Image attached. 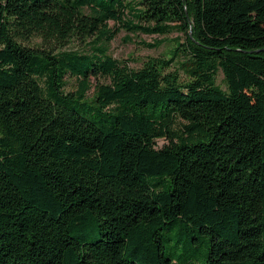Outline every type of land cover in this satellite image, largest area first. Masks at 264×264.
<instances>
[{
	"label": "trees",
	"instance_id": "1",
	"mask_svg": "<svg viewBox=\"0 0 264 264\" xmlns=\"http://www.w3.org/2000/svg\"><path fill=\"white\" fill-rule=\"evenodd\" d=\"M0 264H264V0H0Z\"/></svg>",
	"mask_w": 264,
	"mask_h": 264
},
{
	"label": "rangeland",
	"instance_id": "2",
	"mask_svg": "<svg viewBox=\"0 0 264 264\" xmlns=\"http://www.w3.org/2000/svg\"><path fill=\"white\" fill-rule=\"evenodd\" d=\"M130 20V17L126 18ZM119 25L110 22V27L120 28L121 30L116 35L115 39L109 45V55L114 59L126 64L131 69H139L142 64L150 58H165L171 57L172 50L176 46L175 38L178 33L169 35H147L144 33H132L125 28L118 27ZM94 37L85 42H73L65 49L79 50L86 52L89 49L88 43L92 42ZM31 45L39 46L41 40L35 38L31 41ZM152 45V46H150ZM183 75V73L181 72ZM217 83L225 88L224 75L219 72L217 76ZM163 145V141H159V146ZM201 252H204L202 249Z\"/></svg>",
	"mask_w": 264,
	"mask_h": 264
}]
</instances>
